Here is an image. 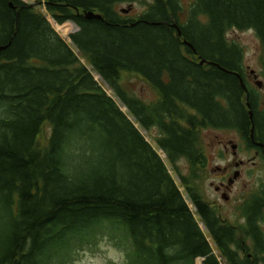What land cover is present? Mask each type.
<instances>
[{
    "label": "trees",
    "instance_id": "16d2710c",
    "mask_svg": "<svg viewBox=\"0 0 264 264\" xmlns=\"http://www.w3.org/2000/svg\"><path fill=\"white\" fill-rule=\"evenodd\" d=\"M34 1L77 26L78 53L33 3L0 0V264H71L102 242L121 252L118 264H264V184L242 204L241 223L224 220L201 192L199 139L215 128L249 140L253 123L264 143L242 48L226 36L252 29L264 45V0H193L185 20L180 0ZM124 2L145 11L126 17L115 8ZM123 72L157 98L130 92ZM135 122L157 129L167 163Z\"/></svg>",
    "mask_w": 264,
    "mask_h": 264
},
{
    "label": "rangeland",
    "instance_id": "374dc122",
    "mask_svg": "<svg viewBox=\"0 0 264 264\" xmlns=\"http://www.w3.org/2000/svg\"><path fill=\"white\" fill-rule=\"evenodd\" d=\"M24 1L33 3L36 9L45 13L55 31L63 39H65L70 46H72L68 35L78 29L74 23L66 21L63 24H58L50 15L47 14L45 7H43L40 2L34 0ZM180 2L183 6L182 20H185L187 9L193 0H180ZM115 8L122 15L130 18H136V16L145 11L144 4L140 2L119 3L115 6ZM226 36L230 41H234L241 46L243 51V68L245 71V78L249 86L252 87L257 94V110H264V45L260 42L252 29L241 30L231 28L226 32ZM72 48L77 52L75 47L72 46ZM80 59L84 62L83 57H80ZM88 68H90L89 65ZM250 72L255 73V78L253 77L254 80L249 78L251 75ZM93 73L97 78L96 73ZM256 80H258V85L255 82ZM122 83L130 92L145 101H153L157 98V94L153 87H151L148 82L137 74L123 72ZM105 89L109 94H112L110 89L106 86ZM117 102L121 109L127 113L126 107L118 100ZM135 125L144 135L146 140L157 150L162 159H164L165 163H167L164 152L157 148L153 139L157 135V129L153 127L146 130L137 122H135ZM199 139L200 145L207 156V173L202 180L203 183L201 188L203 197L211 204L218 203L220 205V210L217 209V211L224 220H227L232 224L241 223L243 221L241 215L242 204L259 188L260 185L264 184V163L252 157L253 149H247L242 144L241 136L236 130L207 128L200 131ZM231 144H236L237 147L233 148ZM235 149L236 155H233L232 152ZM235 156L243 159L245 163L241 168L240 176L233 182L232 188L228 192L229 199L226 201L223 200L220 194L214 190L213 186L219 181L216 176L223 172L224 167L230 166V163ZM180 165L183 171L186 172V162L182 160ZM167 166L175 182L179 185L185 200L194 211V207L190 203L184 188L180 185L178 176L174 173L169 164H167ZM195 216L198 219V216ZM199 225L206 233V228L202 222H199ZM261 227L264 230V214L261 217ZM121 260L122 254L120 251L111 245L102 242L99 251H81L76 255V258L71 262V264H109L110 261L114 264H118ZM196 264H201L200 258L196 259Z\"/></svg>",
    "mask_w": 264,
    "mask_h": 264
},
{
    "label": "flooded vegetation",
    "instance_id": "af4514ba",
    "mask_svg": "<svg viewBox=\"0 0 264 264\" xmlns=\"http://www.w3.org/2000/svg\"><path fill=\"white\" fill-rule=\"evenodd\" d=\"M250 73L251 75L249 76V78H252V80H254L253 77L255 78V73L253 72H250ZM241 142L247 149L248 148L253 149L252 157L254 159H257L260 162L264 163V143L263 142L255 138L254 140H252L250 136H249V140L241 136ZM258 143H263V145H260ZM231 146L232 147L235 146V148L237 147L236 144H231ZM232 153L233 155H236V149L233 150ZM244 163L245 162L243 159H240L237 156H235L234 159L231 161L230 166L224 167L223 172L219 173L216 176L219 179V181L213 187H214V190L220 194L223 200L227 201L229 199L228 192L231 190L233 182L236 180L237 177L240 176L241 168L244 166ZM259 187H261V185ZM211 205L216 206L215 208L220 210V205L218 203H212Z\"/></svg>",
    "mask_w": 264,
    "mask_h": 264
},
{
    "label": "water",
    "instance_id": "95a60500",
    "mask_svg": "<svg viewBox=\"0 0 264 264\" xmlns=\"http://www.w3.org/2000/svg\"><path fill=\"white\" fill-rule=\"evenodd\" d=\"M127 11H128V9H127ZM83 14H84V16H85L86 18H88V19H91V18L103 19L102 15H101L100 13L95 12V11H93V10L84 11ZM175 27H177V26H175ZM177 32H178L179 35L181 34L180 29H179L178 27H177ZM183 42H184V44L190 46L191 49H192L194 52H196L195 48L193 47V45H192L189 41H187L186 39H183ZM6 47H7V45H2V46H0V51H1L2 49H5ZM200 62L203 63V62H206V60H205V59H201ZM241 82H242V79H241ZM242 84H243V82H242ZM243 87H244V89H246V86H245L244 84H243ZM246 105H247V107L250 108V109H249V116H250V118H251V117H252V109H251L250 103H249V101H248V92H246ZM249 135H250V138H251L252 140H254V125H253V123H252V125H251V127H250V133H249ZM258 144L263 145V143H258ZM233 148H235V146H233Z\"/></svg>",
    "mask_w": 264,
    "mask_h": 264
},
{
    "label": "bare ground",
    "instance_id": "6f19581e",
    "mask_svg": "<svg viewBox=\"0 0 264 264\" xmlns=\"http://www.w3.org/2000/svg\"><path fill=\"white\" fill-rule=\"evenodd\" d=\"M97 76V75H96Z\"/></svg>",
    "mask_w": 264,
    "mask_h": 264
}]
</instances>
